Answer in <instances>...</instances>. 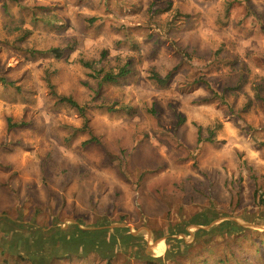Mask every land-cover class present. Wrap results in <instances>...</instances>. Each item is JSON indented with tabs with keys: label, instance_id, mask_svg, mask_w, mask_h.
<instances>
[{
	"label": "rangeland",
	"instance_id": "obj_1",
	"mask_svg": "<svg viewBox=\"0 0 264 264\" xmlns=\"http://www.w3.org/2000/svg\"><path fill=\"white\" fill-rule=\"evenodd\" d=\"M53 91L87 107L90 129ZM260 96L264 0H0V264H107L109 244L91 251L76 225L125 226L146 244L121 243L111 264H194L188 248L167 257L156 243L195 244L220 222L264 232ZM200 126L217 142L199 141ZM92 134L100 142L84 144ZM210 208L207 225L187 224Z\"/></svg>",
	"mask_w": 264,
	"mask_h": 264
},
{
	"label": "trees",
	"instance_id": "obj_2",
	"mask_svg": "<svg viewBox=\"0 0 264 264\" xmlns=\"http://www.w3.org/2000/svg\"><path fill=\"white\" fill-rule=\"evenodd\" d=\"M46 52L55 53L57 57L63 56V52L59 48H51ZM83 63L87 67L95 69L94 63L92 61H84ZM130 72L131 70L128 68L127 65L121 66L118 72H114L112 70L107 71L104 74L102 81L118 82L121 78L130 74ZM172 76H173V72H169L165 76H163L158 71L153 70L150 77L154 81V83L157 84L158 86L166 87L170 83ZM203 84H207L206 80L199 78L193 80L192 82H189L188 84L186 83L185 85H183V87H189V89H191L194 86H199ZM52 93L56 97H58L60 102L76 108L84 118V129L87 130L90 129L89 116L87 114V107L85 105H82L71 96L60 95L55 91H53ZM260 97L264 101V96H260ZM98 107H108V109H115V107L112 106L111 104L108 105L104 103ZM118 109L122 110L124 108H118ZM220 125L221 124H218L217 127ZM206 131L208 132V135L204 139H202L203 127L201 126L199 127L198 140L199 141L206 140L210 143H216L217 142L216 134H215L216 131L212 127H207ZM99 142H100V138L92 134V136L88 140H85L83 143L90 144V143H99ZM258 201L260 204L264 205V197H262V195L258 198ZM211 211L214 214H216L213 208H210L209 210L208 209L202 210L196 215L195 218L188 220L187 224L192 223L197 225H207L209 221V214L211 213ZM258 223L263 224L264 218L258 220ZM99 225H101L102 227L96 229H89V230L80 229L76 225V230L82 232L84 235H86L87 238L93 237L92 241H90L91 239L84 240L87 242L88 246L90 245V243H93L94 247L91 251H94L96 246V252L100 254L104 252L102 247H106L105 245L109 244L110 247L108 250L109 252L106 251V254L104 255V257L108 261L107 264H111V260L114 254L116 253V251L118 250L119 246H121V243L130 245L131 247L136 248L141 252L146 251L147 249L146 247H138L131 243V240L134 238V235L130 233L129 229L124 227H116L113 230H110L109 228H106L104 226L105 224H99ZM174 230L180 231L179 229H174ZM59 232H61L65 236H69L68 235L69 233H67L63 229L60 230ZM200 232L202 233L196 236V241H195L196 243L191 245H186L182 243V241L175 238H169L167 240V247H168L166 253L167 257H169L171 253H173V251H175L176 249H178L176 251H183L182 250L183 248L186 249L188 248L189 253H187V255L191 257V261L194 262V264H257L256 257H262L264 255V232L258 231L256 229L241 226L234 222L225 221L213 225L211 228L207 230H202ZM172 233L173 231H171V233L169 234ZM109 235L110 237H108ZM236 235L242 236L245 242L243 241L239 244L234 243L235 246L236 245L238 246V247L236 246L237 249L234 246H231L229 249L230 251L225 253L224 252L225 247L224 246H222V248L219 247V238L222 237V239H225L226 237H228L230 239L231 238L233 239V237ZM246 240L251 241L249 245H247ZM202 242H204L205 245L202 244ZM64 244L65 245L67 244L66 241L64 242ZM200 244H202V247H200ZM245 244L247 246H245ZM72 245L74 246V247L71 246L72 250H75L76 242H74ZM197 246L199 247L198 249L196 248ZM193 247L194 250L196 249L194 253L190 252L191 250L189 249V248L193 249ZM145 258L150 264H153V262H157V261L158 262L163 261L162 257H152L151 255H146ZM48 259L49 257L43 254L38 256L36 255L33 264H49L50 261Z\"/></svg>",
	"mask_w": 264,
	"mask_h": 264
},
{
	"label": "crops",
	"instance_id": "obj_3",
	"mask_svg": "<svg viewBox=\"0 0 264 264\" xmlns=\"http://www.w3.org/2000/svg\"><path fill=\"white\" fill-rule=\"evenodd\" d=\"M122 227H124L125 228V226H122ZM80 229H82L81 227H79ZM107 228V227H106ZM114 228H116V227H114ZM114 228H112V229H110V230H113ZM129 231H130V229H129ZM131 233V232H130ZM108 237H110V235L108 236ZM135 239V237L131 240V243L133 244V245H135V246H138V247H146L147 248V246H146V244L145 243H143L142 244V242H136V240H134ZM156 242V241H155ZM160 244V243H163V245L166 247V250H167V242L164 240V239H162V238H160V241H158L156 244ZM123 244V243H122ZM148 244V243H147ZM123 246V245H122ZM164 250H165V248H164Z\"/></svg>",
	"mask_w": 264,
	"mask_h": 264
},
{
	"label": "bare ground",
	"instance_id": "obj_4",
	"mask_svg": "<svg viewBox=\"0 0 264 264\" xmlns=\"http://www.w3.org/2000/svg\"><path fill=\"white\" fill-rule=\"evenodd\" d=\"M162 250H163V246H160V245H159V248H158L157 251H162Z\"/></svg>",
	"mask_w": 264,
	"mask_h": 264
}]
</instances>
